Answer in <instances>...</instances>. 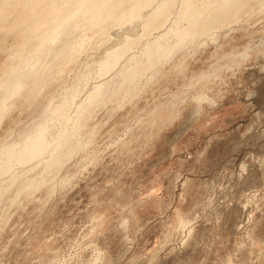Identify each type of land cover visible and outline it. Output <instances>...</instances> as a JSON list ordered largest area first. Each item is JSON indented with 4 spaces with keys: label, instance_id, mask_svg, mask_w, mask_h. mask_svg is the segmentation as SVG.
Instances as JSON below:
<instances>
[{
    "label": "rangeland",
    "instance_id": "obj_1",
    "mask_svg": "<svg viewBox=\"0 0 264 264\" xmlns=\"http://www.w3.org/2000/svg\"><path fill=\"white\" fill-rule=\"evenodd\" d=\"M77 1L0 0V264H264V0Z\"/></svg>",
    "mask_w": 264,
    "mask_h": 264
},
{
    "label": "bare ground",
    "instance_id": "obj_2",
    "mask_svg": "<svg viewBox=\"0 0 264 264\" xmlns=\"http://www.w3.org/2000/svg\"><path fill=\"white\" fill-rule=\"evenodd\" d=\"M55 1V0H53ZM152 1V0H151ZM150 0H138V9H142L145 6H148L149 3H151ZM193 0H186L185 6H188ZM236 4L235 0H221L215 5L214 11H226L229 9L231 6ZM108 6V0H78L76 3V9L79 10L83 7L87 9L89 13H91L94 16H100L102 12L107 8ZM138 9H135L132 13L133 17H137L139 15ZM158 13H154L153 15H157ZM152 15V16H153ZM215 17L211 16L210 19L213 20ZM203 20V17L200 14H192L187 18V26L184 30L183 33H190L193 28L198 25L201 21ZM38 21V19H37ZM35 24V21H34ZM37 26V23H36ZM35 28V26H34ZM66 28L65 26H62L61 29ZM60 29V30H61ZM116 51H112L108 53L107 58L103 61V71H109L111 69H114L118 63L116 61ZM101 89L98 88L94 90L89 99H94L97 98L98 95L100 94ZM38 131L35 132L36 134L32 137L33 140L32 142L27 143L24 146V153L28 158H33L40 153L43 152V147H44V140H45V127L41 126L40 128L37 129ZM14 146H9L7 148H4L0 150V154L7 151V153L12 156L14 154L13 148Z\"/></svg>",
    "mask_w": 264,
    "mask_h": 264
}]
</instances>
